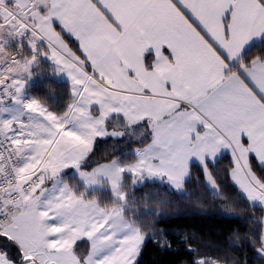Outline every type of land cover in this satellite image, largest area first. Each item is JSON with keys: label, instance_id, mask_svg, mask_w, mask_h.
Masks as SVG:
<instances>
[{"label": "snow or ice", "instance_id": "obj_1", "mask_svg": "<svg viewBox=\"0 0 264 264\" xmlns=\"http://www.w3.org/2000/svg\"><path fill=\"white\" fill-rule=\"evenodd\" d=\"M41 57L71 81L62 112L26 95ZM125 135L139 141L132 159L82 170L97 138ZM225 151L232 181L264 206L250 162L264 171V0H0V264H137L147 232L126 215L131 189L159 179L182 192L198 162L220 195L209 163ZM103 188L110 205L89 196ZM189 251L187 264H221Z\"/></svg>", "mask_w": 264, "mask_h": 264}, {"label": "trees", "instance_id": "obj_2", "mask_svg": "<svg viewBox=\"0 0 264 264\" xmlns=\"http://www.w3.org/2000/svg\"><path fill=\"white\" fill-rule=\"evenodd\" d=\"M256 51L258 48L253 49V53ZM41 66L49 68L41 61L39 72L43 73L35 75L27 90L50 110L62 112L71 99L68 84L51 77ZM133 145V139L99 138L86 165L92 167L112 158L130 160ZM252 165L257 175L264 177V171L254 161ZM231 166L228 154L209 164L220 195L206 184L203 169L197 163L192 164L182 192L157 182L131 189L134 201L126 215L147 232L137 264H187L192 255L190 247L199 248L224 264H264V256L258 251L264 210L249 202L233 184ZM63 177L73 187L84 190L75 176L66 173ZM127 182L131 188L130 181ZM93 195L103 204H111L109 191L89 192L90 197ZM83 245H87L86 240L77 242V248Z\"/></svg>", "mask_w": 264, "mask_h": 264}, {"label": "crops", "instance_id": "obj_3", "mask_svg": "<svg viewBox=\"0 0 264 264\" xmlns=\"http://www.w3.org/2000/svg\"><path fill=\"white\" fill-rule=\"evenodd\" d=\"M57 31H60L59 26H57ZM61 35H62L63 39L65 40V42L68 44L69 48H71L74 52L77 53V55H80L81 58H83V54H82V53L80 52V50H79V43H78V41H76L75 37L71 36V35L68 34L67 32H61ZM12 49L15 50V44L12 45ZM26 51H27V50H26ZM41 61H44V62H46V63L49 65V68L46 69L45 67L43 68V67L41 66V67H42L41 69L44 70V71H48V72H49V75H50L51 77H53V78H55V79H57V80L65 81V82L68 84L69 91H70V89H71V81H70L69 77L67 76V74L56 72V70H55V65H54L50 60H47L46 58L41 57V58H40V62H41ZM39 70H40V63H39V67H34V68H33L32 71H33L34 75L31 76V77H26V78H25V79H26L25 92H26V95H28V96L34 97V95H32L31 93L28 92L27 88H28V86H29L30 84H32V83L34 82V79H35V75H36V74L40 75L39 73H43V72H39ZM70 94H71V91H70ZM49 110H50V109H49ZM51 111H52V110H51ZM139 132H140V129L137 128V129H136V135H137V136L139 135ZM97 139H99V138H97ZM121 139H123L124 141L133 139V140L135 141V145H133V146L131 147L130 151H132V150L135 149L136 147L140 146V145H139V141H138L137 139H135L133 136L125 135V136L122 137ZM94 144H95V143H94ZM93 147H94V146H93ZM225 154H228V155L230 156L231 160H232V156H231L230 151H225V152L219 154L218 157H217L214 161H210V163L215 162L217 159H219L222 155H225ZM86 159H87V158H86ZM252 161H254V162L258 165V162L256 161V159H255L254 156H250V162L252 163ZM85 162H86V160H85ZM106 162H107V161H106ZM101 163H104V162H101ZM193 163H197V164H198V162H193ZM210 163H209V164H210ZM98 164H100V163H98ZM98 164L92 166V168H94V167L97 166ZM233 166H234V165H233V161H232V166H231V168H232ZM231 168H230V171H231ZM253 170H254V169H253ZM254 171H255V170H254ZM66 173H68V172H66ZM66 173H64V174H66ZM229 173H230V172H229ZM63 178H64V177H63ZM64 179H65V178H64ZM230 179H231V176H230ZM185 180H186V179H185ZM205 180H206V176H205ZM231 181H232V179H231ZM146 182H161V181H160L159 179H148V180L144 181V183H146ZM232 182H233V184H234V185L238 188V190H239L238 185H236V184L234 183V181H232ZM163 183H164V184H167L168 186H170V185L167 183L166 180L163 181ZM170 187H171V186H170ZM171 188H172V187H171ZM239 191H240V190H239ZM249 202H250V201H249ZM251 203H252V202H251ZM258 205H259V204H258Z\"/></svg>", "mask_w": 264, "mask_h": 264}, {"label": "rangeland", "instance_id": "obj_4", "mask_svg": "<svg viewBox=\"0 0 264 264\" xmlns=\"http://www.w3.org/2000/svg\"><path fill=\"white\" fill-rule=\"evenodd\" d=\"M110 128H111V125H110ZM105 163V162H104ZM82 170H84V171H91V169H92V167H88L87 165H86V162H84L83 164H82ZM96 167V166H95ZM66 172H68L69 174H71V175H73V176H75L76 178H77V181L79 182V184H81V182H80V180H79V173L77 172V170L76 169H74V168H70V169H65L64 170V173H66ZM64 179V178H63ZM66 182H68L66 179H64ZM157 183H159V184H163L164 185V183L163 182H157ZM144 184V182L142 183V184H140V185H137L136 187H139V186H142ZM206 184L208 185V183H207V179H206ZM51 185V182H49V186ZM209 186V185H208ZM209 188L211 189V187L209 186ZM98 190H107V191H109V193H110V190L108 189V188H103V189H98ZM176 191V190H175ZM111 194V193H110ZM261 206V205H260ZM262 208H263V210H264V206H262ZM262 223H263V225H262V235H261V237L262 236H264V216H263V219H262ZM2 240H3V238H0V242H2ZM86 240V239H85ZM87 241V240H86ZM77 247V246H76ZM261 248H262V244L260 243V245H259V247H258V251H259V254L260 255H262V256H264V252H262L261 251ZM87 250H88V242H87V245H83L82 247H80V248H77V251L78 252H80V253H82V254H85L86 252H87ZM221 262V261H220ZM221 264H224L223 262H221Z\"/></svg>", "mask_w": 264, "mask_h": 264}]
</instances>
